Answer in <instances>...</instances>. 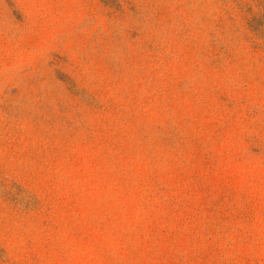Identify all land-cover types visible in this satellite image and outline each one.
Masks as SVG:
<instances>
[{
	"label": "rangeland",
	"instance_id": "obj_1",
	"mask_svg": "<svg viewBox=\"0 0 264 264\" xmlns=\"http://www.w3.org/2000/svg\"><path fill=\"white\" fill-rule=\"evenodd\" d=\"M0 264H264V0H0Z\"/></svg>",
	"mask_w": 264,
	"mask_h": 264
}]
</instances>
